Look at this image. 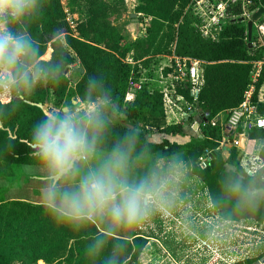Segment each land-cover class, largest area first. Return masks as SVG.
Masks as SVG:
<instances>
[{
	"label": "trees",
	"instance_id": "trees-1",
	"mask_svg": "<svg viewBox=\"0 0 264 264\" xmlns=\"http://www.w3.org/2000/svg\"><path fill=\"white\" fill-rule=\"evenodd\" d=\"M86 6L85 18L73 29L62 0H39V7L28 17L21 30H27L43 59L52 50L51 59L41 63L56 69L54 74L37 82L30 95L15 96L13 90L0 88V176L18 177V166L39 167L31 147L33 127L48 115L41 105L52 101L62 107L72 94L82 103L102 102L106 126L98 141V151L110 153L126 137H134L129 158L147 164L156 156L170 159L186 156L192 175L208 191L212 205L228 222L251 221L264 224V167L254 175L246 172L250 157L232 148L226 158L221 150L219 132L207 133L210 124L222 113L238 110L248 98L264 116L260 91L264 86V67L253 82L255 64L264 61V38L249 42L248 27L233 24L219 42L204 39L194 28L189 6L192 0H137L135 12L146 34L133 43L126 42L117 28L105 24L113 9L110 0H73ZM264 5V0H261ZM125 6V0H122ZM76 33V34H75ZM172 47V48H171ZM177 56L203 62L204 85L197 102L190 88L183 84L177 96L193 104L196 114L189 121L168 125L165 94L143 86L133 102L127 101L132 83H139L143 70L158 56ZM131 59L132 63L128 60ZM79 63L84 75L72 91L67 70ZM95 78L102 88L89 93V81ZM132 95V94H131ZM130 95V97H132ZM106 97V98H105ZM197 124L204 134L187 145L164 139L152 143V131L168 136H184L186 127ZM248 140L261 142L258 163L264 164V129L248 132ZM210 151L209 166L201 167V158ZM154 163V162H153ZM153 170L152 164L149 166ZM241 180L255 199L240 203L239 197L227 190L230 181ZM229 237L220 240L225 264H255L264 258L241 259V251L232 249ZM103 240L101 250L92 245ZM149 239H122L100 230L90 220L78 226L58 222L47 205L26 201L0 202V264H142L141 257Z\"/></svg>",
	"mask_w": 264,
	"mask_h": 264
},
{
	"label": "clouds",
	"instance_id": "clouds-1",
	"mask_svg": "<svg viewBox=\"0 0 264 264\" xmlns=\"http://www.w3.org/2000/svg\"><path fill=\"white\" fill-rule=\"evenodd\" d=\"M38 7L39 0H0V88L31 92L37 82L56 71L43 66L35 41L21 30ZM102 87L95 78L89 81V93ZM105 126L100 106L90 101L83 112L66 109L63 114H49L31 131L33 155L42 173L40 194L58 222L78 226L100 217L113 227L138 225L164 207V188L178 180L182 167L178 158L166 168L157 165L133 178L129 170L132 136L98 158ZM226 188L239 197L238 206L255 199L241 180L228 182ZM103 243L95 241L92 251L98 253ZM109 264H115V259Z\"/></svg>",
	"mask_w": 264,
	"mask_h": 264
},
{
	"label": "rangeland",
	"instance_id": "rangeland-1",
	"mask_svg": "<svg viewBox=\"0 0 264 264\" xmlns=\"http://www.w3.org/2000/svg\"><path fill=\"white\" fill-rule=\"evenodd\" d=\"M121 1L122 0H110L114 6L105 19V24L117 28L124 35L126 42L133 43L138 39L145 24L140 23L138 17L136 19L132 18V15L136 14L135 9L137 0H125V6H122V3H120ZM62 2L68 14V19L73 29L76 30L77 25L85 18V11L87 8L79 1L75 3L73 0H62ZM49 53L51 52L49 51ZM49 55L47 57L45 56L43 59L49 60ZM170 57L171 56H158L152 59L149 68L143 70L140 83L144 87L148 86L151 90L156 89L161 92L173 94L176 86L174 80L175 68L174 62ZM67 75L71 80L73 91L76 84L83 77L84 70L79 63H76L73 67L68 69ZM5 88V91L10 89L13 90L16 97H20L24 95V93H26L27 96L30 95V92ZM96 103L102 110L103 103L100 101ZM89 104L90 103L77 101L75 95L71 94L62 107H56L52 101L41 106L45 113L49 115L54 113L63 114L66 109L72 111L79 109L83 112L87 109ZM232 120L233 114H227L222 122L212 124L208 128L207 133H212V131L216 129L220 134L221 141L226 144H228L230 138L235 141L239 140L240 125L233 127L235 131L233 134L228 132L227 128L231 125ZM248 132L249 130L245 131L246 135ZM204 133V128H200L199 125L193 123L190 127H186L184 136L179 137L178 140H174L178 141L176 143H180V145H187L193 139L198 138ZM228 134H230V137ZM151 135L149 136V141L152 143H160L166 138L164 135L156 133L155 131H152ZM261 144V142L249 141L247 138L243 137L241 150L250 157V160L245 162H247L246 166H249L252 170L259 169L260 163H258L257 157ZM232 148H234V146H232L231 149ZM221 150L226 158L230 156V153L226 154L223 147H221ZM103 156H105V154H98V158ZM178 160L181 161L182 157L178 158ZM136 163L129 164L130 174L133 178L141 177L152 171L148 168L147 164L140 162ZM17 169V178L9 180L7 185H1L0 183V202L8 201V197L20 200L22 198L31 200L34 198V193H40V188L42 187L40 180L42 173L40 168H33V172L26 175L19 170L20 168ZM181 170L186 171L185 168ZM182 176H186V174ZM196 190V183L180 182L178 185L166 186L163 191L167 197V201L164 207L157 211L162 217L158 213H154L148 218L149 225H151V223L154 224L152 231H154L155 234L162 231L167 232V235L163 237L164 243L171 246L172 249H181L180 251L183 253L184 257L182 264H225L226 259L224 258H226V256L221 253L219 249L221 247L220 240L224 237L226 238V236H230L229 242L231 248L242 252V260L257 258L264 254V224L259 225L251 221L231 222L229 224L227 223L228 221H224L219 212L212 208L210 197L206 193L197 194L198 191ZM163 216L166 218H163ZM93 221L100 229L113 235L120 229L119 227H113L105 218L97 217L94 218ZM170 229L174 231L171 232ZM182 231H184L185 235L181 233ZM160 249L161 248L156 245H152L149 250L145 252L142 263L172 264L173 262V264H176L172 257V262L170 263L168 253Z\"/></svg>",
	"mask_w": 264,
	"mask_h": 264
},
{
	"label": "built area",
	"instance_id": "built-area-1",
	"mask_svg": "<svg viewBox=\"0 0 264 264\" xmlns=\"http://www.w3.org/2000/svg\"><path fill=\"white\" fill-rule=\"evenodd\" d=\"M264 5L261 0H192L189 6L190 14L193 17L194 28L197 32L206 40L211 42H219L223 33L233 24L242 23L248 27L249 22L253 20L254 15ZM147 26L145 25L143 31L138 38L143 37L146 34ZM248 35V32H247ZM255 37V38H254ZM253 38L257 42H261L264 38V15L259 22L254 23ZM253 41L256 42V41ZM173 57L175 68V89L173 94H165V108L172 109L177 107V100L185 103V110L178 108L183 113L184 121H189L190 118L196 114L193 104H188L183 96L175 95L177 88L183 84H187L190 88L191 96L194 102H197L199 94L204 85V71L202 69L203 62L190 59L180 58L175 55ZM132 63V60H128ZM257 68L260 70L264 66V61L256 63ZM179 85V86H178ZM143 85L139 83H132L131 90L140 92ZM4 90L6 88L4 87ZM130 97V95L128 96ZM233 114V120L229 126L228 132L234 133V128L240 125L239 137L237 141H233L235 148L242 149L243 137L248 139V134L245 131L253 129H264V116L260 115L258 107L251 102V98L248 97L245 103L236 111L229 112ZM211 152L208 151L205 156L201 158V167L206 169L209 166ZM207 158V159H206ZM259 161V158L257 157ZM246 167V172L249 175H254L257 170L264 167L263 163H260L259 169L252 170V168Z\"/></svg>",
	"mask_w": 264,
	"mask_h": 264
},
{
	"label": "crops",
	"instance_id": "crops-1",
	"mask_svg": "<svg viewBox=\"0 0 264 264\" xmlns=\"http://www.w3.org/2000/svg\"><path fill=\"white\" fill-rule=\"evenodd\" d=\"M49 51L51 52V53H49ZM50 54V55H49ZM49 55V60L51 59V55H52V50L51 49H49L48 50V52H47V54L45 55L46 57ZM45 56H44V58H45ZM167 57V56H166ZM169 57V56H168ZM171 58V60L173 61V57L171 56L170 57ZM42 60H44V61H49V60H45V59H42ZM131 60V59H130ZM204 65V64H203ZM203 65H202V67H203ZM264 67V66H263ZM263 67L259 70L258 68H257V65H255V70H254V73H253V82L254 83H256L257 81H258V78L260 77V74H261V72H262V70H263ZM263 89H264V86L262 87V89H261V91H260V102L261 103H264V95H263ZM254 90H255V87L253 86L252 87V89H251V92H250V94H249V96L248 97H250L251 98V95L254 93ZM138 92H134V91H132V90H130V92H129V94H128V96L129 95H131L132 97H128L127 96V98L129 99H127V101L128 102H133L134 101V99H135V95L137 94ZM177 103V107H173L172 109H166L165 108V110H166V120H167V124L168 125H178V124H182L183 122H186V121H184V119H183V113H181L180 111H179V109L178 108H182V109H184L185 107V103L184 102H181V101H176ZM258 107V106H257ZM168 110H169V112H168ZM259 110V109H258ZM260 113V112H259ZM227 114H229V112L228 113H222V114H220L216 119H214L213 121H212V123L210 124V126L212 125V124H216V122L218 123V122H222V120H223V118L224 117H226L227 116ZM231 134H233V132L231 133ZM228 136L230 137V134H228ZM151 137H152V135H151ZM179 137H181V136H168V137H166L165 139H167V140H169L170 142H172V143H176V142H178V141H176V140H178L179 139ZM174 139H176V140H174ZM229 139V138H228ZM233 139L232 138H230L229 139V141H228V144H226V143H222V147H223V150H225V152H226V154H229V151L231 150V147H232V145H233ZM161 143V142H160ZM178 144H180V143H178ZM105 154V155H107L106 153H104V152H102V151H98V154ZM180 157H182V160L180 161L181 163H182V167H181V169H183V168H185V170L186 171H182L181 169H180V171H179V177H178V180H173V181H171L168 185H166V186H171V185H178L180 182H182V183H185V182H188V183H196L197 184V190L196 191H198L197 192V194H203V193H206L208 196H209V193H208V191L203 187V183H202V181L199 179V178H197V177H195V176H193L192 175V167H191V164H190V162L187 160V158H186V156L185 155H183V154H179V155H177V156H175V157H173V158H180ZM173 158H170V159H166V158H160L159 156H156L153 160H151V161H148V163H147V166H148V168H149V166L152 164V167H153V169L154 168H156L157 167V165H159L161 168H166V165H167V163L171 160V159H173ZM136 162H140V163H142L139 159H132V158H129V164H135ZM154 162V163H153ZM137 164V163H136ZM17 168H20L19 170L21 171V172H23L25 175L26 174H31L32 172H33V168H40V167H30V166H18ZM16 168V173L18 172L17 169ZM184 174H186V176H182V175H184ZM6 177H4L3 178V176L2 177H0V183H1V185H7L8 184V182H9V180H11V179H8V178H6ZM197 182H199V183H197ZM164 190H165V188H164ZM167 190V189H166ZM33 199H26V198H22L21 200L20 199H14V198H10V197H8L7 199H8V201H16V200H20V201H26V202H29V203H32V204H38V205H46L45 204V201L43 200V198H42V196H41V194L40 193H34L33 194ZM171 197V196H170ZM210 197V196H209ZM211 201V200H210ZM211 206H212V208H214L213 207V205H212V202H211ZM160 212H162V211H160ZM218 212V211H217ZM155 213H158L157 211L155 212ZM163 213V212H162ZM159 214V213H158ZM164 214V213H163ZM160 216H161V214H159ZM221 215V214H220ZM162 217V216H161ZM163 218H166L165 216H163ZM168 218V217H167ZM93 221V220H92ZM150 221H152V220H150ZM170 221V220H169ZM225 221V220H224ZM153 222V221H152ZM227 222V221H226ZM227 223H231V222H227ZM153 226H154V224L153 223H151V225H149V219H147V220H145V221H143L142 223H140V224H138V225H135V226H132V227H119L120 229L118 230V232L117 233H115V235H113V234H110V233H108V232H106L105 230H102V229H100L102 232H104V233H107V234H109V235H112V236H115V237H118V238H122V239H133V238H136V237H144V238H147V239H149V245H148V247L146 248V250H145V252L147 251V250H149V248L152 246V245H156L157 247H159V248H161L164 252H166V253H168V259L170 260V263L172 262V260H171V257L175 260V262H176V264H182L183 263V259H184V257H183V253L180 251L181 249L180 248H174V249H172V247L171 246H168L166 243H164L163 242V237L164 236H166L167 235V232H157V234H155V232L154 231H152V229H153ZM171 230V232L172 231H174V230H172V229H170ZM181 233H183V235H185V233H184V231H182ZM160 249V250H161ZM184 249V248H183ZM145 252L143 253V255H142V257H141V263H142V260H143V258H144V256H145ZM224 258V257H223ZM225 259V258H224ZM235 263V262H234ZM234 263H232V264H234ZM143 264V263H142ZM172 264H173V262H172Z\"/></svg>",
	"mask_w": 264,
	"mask_h": 264
},
{
	"label": "water",
	"instance_id": "water-1",
	"mask_svg": "<svg viewBox=\"0 0 264 264\" xmlns=\"http://www.w3.org/2000/svg\"><path fill=\"white\" fill-rule=\"evenodd\" d=\"M264 15V7H262L253 17V20L249 22L248 24V36H249V42H252V37H253V27L255 22H259V20L262 18ZM133 19L137 18L136 14L132 15ZM137 21V20H135ZM68 71V70H67ZM67 74V72H66ZM255 264H264V258L261 261L256 262Z\"/></svg>",
	"mask_w": 264,
	"mask_h": 264
}]
</instances>
